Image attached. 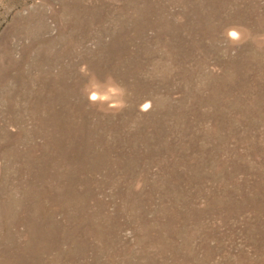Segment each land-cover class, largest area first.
Segmentation results:
<instances>
[{
  "label": "rangeland",
  "instance_id": "rangeland-1",
  "mask_svg": "<svg viewBox=\"0 0 264 264\" xmlns=\"http://www.w3.org/2000/svg\"><path fill=\"white\" fill-rule=\"evenodd\" d=\"M0 264H264V0H0Z\"/></svg>",
  "mask_w": 264,
  "mask_h": 264
}]
</instances>
